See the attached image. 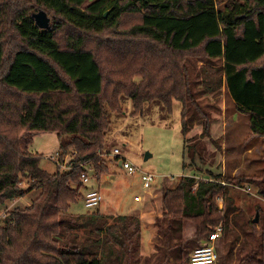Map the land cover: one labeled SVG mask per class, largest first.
<instances>
[{
	"label": "trees",
	"instance_id": "obj_1",
	"mask_svg": "<svg viewBox=\"0 0 264 264\" xmlns=\"http://www.w3.org/2000/svg\"><path fill=\"white\" fill-rule=\"evenodd\" d=\"M85 1L0 0V207L17 199L0 222V264H136L130 251L139 248L140 218L97 209L65 215L98 188L88 186L90 178L109 171L101 158L109 113L121 111L122 95L130 97L134 114L145 103L159 101L170 111L179 101L184 135L188 119L207 134L212 117L198 98L225 86L248 115L252 135L264 137V0ZM40 9L50 18L44 29L32 16ZM196 60L202 63L193 78L189 62ZM47 131L60 139V163L71 155L55 172L24 149L31 136ZM84 164L95 172L88 181ZM22 176L29 178L27 189ZM194 179L162 193L163 213L150 224L158 236L152 264L188 262L184 220L204 241L218 224L222 236L226 214L240 212L233 203L218 208L217 197L225 196L221 180ZM259 183L264 199V174ZM29 193L30 203L18 202ZM257 211V222L239 220L226 232L224 264H264V214L260 206ZM71 227L93 237L65 241ZM116 246L128 252L123 263Z\"/></svg>",
	"mask_w": 264,
	"mask_h": 264
},
{
	"label": "rangeland",
	"instance_id": "obj_2",
	"mask_svg": "<svg viewBox=\"0 0 264 264\" xmlns=\"http://www.w3.org/2000/svg\"><path fill=\"white\" fill-rule=\"evenodd\" d=\"M91 1L93 0H86L83 5ZM217 7H222V4H217ZM6 51L9 53L10 48L6 47ZM194 62L195 65L189 62L193 78L202 61ZM196 86L198 89L200 85ZM198 99L212 117L209 132L202 133V127L195 121L192 126L187 115L189 130L184 135L181 102L174 100L171 110L167 111L159 101H152L144 104L140 114H134L130 97L122 95L121 111L109 113L110 126L105 136L107 153L101 158H104L109 171L98 175L96 181L90 178L95 177L93 167L84 164L90 176L88 186L99 188L97 189L102 195V201L98 204L99 207L95 208L86 207L83 200H79L75 209H70L65 215L79 216L78 214L97 209L106 216H137L140 218L141 228L139 248H132L130 253L136 264H152L153 244L158 236L150 224L157 215L161 216L163 213V191L167 187H174L188 176L195 177L197 181L221 180L220 183L225 185V196L217 197L218 208L233 203L240 211V217L234 213L226 214L224 233L216 242L219 258L215 264L227 262L225 258L229 246L226 232L229 233L237 221L241 220L240 223L243 224L247 218H253L257 206L262 209L259 216L264 214V199L258 194L259 179L264 174V137L252 135L248 127V115L239 110L225 86L216 94L203 93ZM59 147L60 139L56 133L47 131L31 136V141L24 149L39 154L41 167L46 171L55 172L59 167L66 168L67 161L71 158L70 154H66L60 163ZM114 149L118 152L115 153ZM116 156L120 157V160H127L136 171L133 174L123 171ZM141 172L153 175L151 189L143 187ZM21 180V187L27 189L29 178L22 176ZM30 198L29 193L18 202L28 204L31 202ZM16 200L0 207V222L8 209L14 207ZM111 222L112 219L108 218V223ZM74 235L83 240L93 237V234L84 228L71 227L66 231L65 241L72 240ZM228 236L231 237V234ZM182 237L185 240L182 247L184 259L188 258V253L193 247L202 242L196 237V226L189 220L183 222ZM116 249L122 253L120 258L123 263L128 257V252L118 246ZM146 256H150L148 260ZM184 264H187L186 260Z\"/></svg>",
	"mask_w": 264,
	"mask_h": 264
},
{
	"label": "built area",
	"instance_id": "obj_3",
	"mask_svg": "<svg viewBox=\"0 0 264 264\" xmlns=\"http://www.w3.org/2000/svg\"><path fill=\"white\" fill-rule=\"evenodd\" d=\"M115 153L118 152L117 149H114ZM120 162V167L123 171H126L128 174H133L136 170L135 168L124 158L121 160L120 157L116 156ZM59 164V163H58ZM85 169V172L82 173L84 181H88L89 174ZM153 175L141 172V179L144 188H151V182L153 180ZM196 184L193 188L196 187ZM102 199V195L98 189H89L85 194V205L88 207H94L98 205L99 200ZM221 208V206H219ZM222 232V225L218 224L215 230L210 233L207 240L201 241L202 243L198 246H195L188 253V262L187 264H215L219 258V251L216 245L217 239L220 237Z\"/></svg>",
	"mask_w": 264,
	"mask_h": 264
},
{
	"label": "water",
	"instance_id": "obj_4",
	"mask_svg": "<svg viewBox=\"0 0 264 264\" xmlns=\"http://www.w3.org/2000/svg\"><path fill=\"white\" fill-rule=\"evenodd\" d=\"M106 14H107V11L105 12L104 15H106ZM32 16L35 19V24L40 29H44V28L48 27L50 18L48 17L47 13L44 10L40 9V10L34 12L32 14ZM119 164H120V162H119ZM253 221L254 222L258 221V211H256V213H255V215L253 217Z\"/></svg>",
	"mask_w": 264,
	"mask_h": 264
},
{
	"label": "crops",
	"instance_id": "obj_5",
	"mask_svg": "<svg viewBox=\"0 0 264 264\" xmlns=\"http://www.w3.org/2000/svg\"><path fill=\"white\" fill-rule=\"evenodd\" d=\"M107 182H110V181H107ZM99 189V188H98ZM148 189H151V188H148ZM153 194H155V193H153ZM143 217H145V216H143Z\"/></svg>",
	"mask_w": 264,
	"mask_h": 264
},
{
	"label": "bare ground",
	"instance_id": "obj_6",
	"mask_svg": "<svg viewBox=\"0 0 264 264\" xmlns=\"http://www.w3.org/2000/svg\"><path fill=\"white\" fill-rule=\"evenodd\" d=\"M101 201H102V199L99 200V202H101Z\"/></svg>",
	"mask_w": 264,
	"mask_h": 264
}]
</instances>
